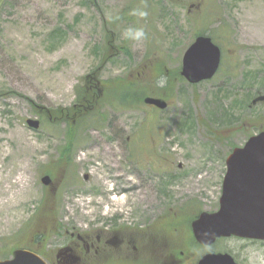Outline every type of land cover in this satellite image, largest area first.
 I'll use <instances>...</instances> for the list:
<instances>
[{
    "label": "rangeland",
    "instance_id": "1",
    "mask_svg": "<svg viewBox=\"0 0 264 264\" xmlns=\"http://www.w3.org/2000/svg\"><path fill=\"white\" fill-rule=\"evenodd\" d=\"M141 27L146 38H125L126 30ZM200 34L222 48L220 71L197 85L175 82L165 110L139 103L119 107L109 99L74 127L36 110L79 103L78 91L95 70L110 98L108 81L141 74L149 61L181 72L185 50ZM155 90L147 88L146 96H158ZM258 95L264 96V0H0V143L11 147L22 132L34 145L22 185L9 159L0 157V180L15 192L13 209L0 214V259L15 247L31 248L26 236L42 198L53 190L58 230L45 243L53 261L85 235L92 241L117 238L104 249V261L86 258L89 264H170L175 250L180 255L172 254L174 264H196L206 252L264 264V241L240 237L196 246L186 256L193 247L192 219L219 207L226 157L245 143L253 120L264 122V101L251 102ZM30 118L41 122L39 129L28 126ZM67 145L69 160L52 176L48 166ZM45 174L51 188L41 182ZM125 177L136 182L144 200L134 206L138 196L128 194L124 210L112 199L125 195ZM81 199L91 204L82 207ZM154 228L170 233L150 252L146 239Z\"/></svg>",
    "mask_w": 264,
    "mask_h": 264
},
{
    "label": "water",
    "instance_id": "2",
    "mask_svg": "<svg viewBox=\"0 0 264 264\" xmlns=\"http://www.w3.org/2000/svg\"><path fill=\"white\" fill-rule=\"evenodd\" d=\"M181 76L193 85L212 79L222 63V48L209 35L200 34L186 48L182 57ZM264 101V96L252 102ZM144 104L161 110L168 107L167 100L147 95ZM30 128L39 129L38 119L26 120ZM219 208L203 211L192 220V233L202 246H210L219 238L240 237L264 240V130L250 136L242 146L234 147L226 157ZM43 185L53 180L45 174ZM0 264H48L30 249L15 248L11 258L0 259ZM196 264H237L230 253L208 252Z\"/></svg>",
    "mask_w": 264,
    "mask_h": 264
},
{
    "label": "trees",
    "instance_id": "3",
    "mask_svg": "<svg viewBox=\"0 0 264 264\" xmlns=\"http://www.w3.org/2000/svg\"><path fill=\"white\" fill-rule=\"evenodd\" d=\"M97 73L98 70H95L86 75L84 87H82L77 94L79 103L65 109L58 108L54 110L35 105L36 110L41 114L44 113L48 119L51 118L53 121L57 119L66 120L68 122L70 121V124L74 127L76 120L84 118L87 114L97 111L98 105L102 101L105 102L111 99L114 100L119 107L122 106L125 108H132L137 103L144 104L143 99L146 97V94H148L147 88L152 86H155L156 88L155 94H159L158 96L165 100L166 98L172 96L171 93L176 85L175 82L183 80V77L178 69L169 71L165 61L152 60L141 68V74H130L125 77H119L108 81L106 84L111 88L109 95L112 98H110L104 96V83H102L99 79ZM162 78L166 79L164 87H160L158 84ZM258 97L260 96L258 95L256 98ZM258 121L259 120L255 119L251 122L252 127L251 132L248 133L249 136H252V130H264V122ZM69 148V145H67L61 153L62 156L57 159L56 163L48 166L50 167L48 172L52 176L56 175L58 169L60 170V168H65V165L69 160V156L67 155ZM56 209L57 202L52 190L46 193L42 198V203L36 210L37 213L34 219V224L30 226L32 228L25 239V241L27 240L33 243L31 248H27L35 251L37 254L39 253L50 264H53L54 261L50 255L48 256L46 254L47 251H45V243L48 237L51 234L56 233L58 230V223L56 222ZM190 235L191 238H193L191 232ZM37 243L43 245L41 249L34 245ZM196 246L200 247V245L193 238V247H187L189 250L186 252V256H190L194 252ZM175 251V255H180V251Z\"/></svg>",
    "mask_w": 264,
    "mask_h": 264
},
{
    "label": "bare ground",
    "instance_id": "4",
    "mask_svg": "<svg viewBox=\"0 0 264 264\" xmlns=\"http://www.w3.org/2000/svg\"><path fill=\"white\" fill-rule=\"evenodd\" d=\"M17 134H18L17 142L13 146L8 147L4 143H0V157L2 156L5 159H9L7 164H8V167L12 168L11 174L15 171L17 175L16 182L17 184L22 185L23 178L27 177L30 171L29 161L31 157L29 156V154H31V152L33 151L34 145H32L28 137L22 132L17 133ZM113 166L117 167L115 164H113ZM91 174L94 176L95 182L98 183V181H100V175L95 168H92ZM102 178L103 177H101V179ZM2 181L3 180H0V214L3 212L6 215H8L9 214L8 212L12 210L15 205V201H13L14 196H15V192H13L14 185L12 184V186L9 185L4 188L3 184L7 180H5L3 183ZM18 190L19 192L22 191L21 189H18ZM120 192L124 193L125 195L115 196L112 199V201L114 202L117 208H121L125 210V205L129 198L128 194H131V196H136V195L138 196L136 198V203L134 206L139 205L144 200V196H142V193L138 189L136 182H134L133 179H129V177L125 179L124 188L121 189ZM10 193H12L11 197H9ZM83 202H85L88 205L91 204V201L84 200V199H81L80 201H78V204L84 207L85 205L83 204ZM109 211L110 209L107 212ZM86 214L88 215L91 214V211H88Z\"/></svg>",
    "mask_w": 264,
    "mask_h": 264
},
{
    "label": "flooded vegetation",
    "instance_id": "5",
    "mask_svg": "<svg viewBox=\"0 0 264 264\" xmlns=\"http://www.w3.org/2000/svg\"><path fill=\"white\" fill-rule=\"evenodd\" d=\"M175 227V226H174ZM155 229V228H154ZM176 229V228H171ZM164 233H158L156 232V229L154 231H148L147 234V248L151 247V251H154L156 249L154 246L155 245H160L163 242V237L165 239V236H163L165 233L169 234L170 232L167 230H164ZM108 233H112L109 232ZM116 238V237H115ZM104 239L101 238V236H97L96 240H91L89 237L82 235V236H77L78 242L77 244H72L70 247H67L66 249L61 250L59 253L56 255V260L54 261L53 264H89L86 258H99L104 261V249L107 248L108 244H113L115 240L117 239ZM167 239V238H166ZM167 241V240H166ZM123 242V241H122ZM147 251V249H146ZM174 254V252L172 253ZM171 254V263L174 264L176 263V257ZM175 255V254H174ZM169 257V256H168ZM86 260V261H85ZM159 260L158 258H151V262ZM178 260V259H177ZM162 261V260H161ZM154 262L153 264H168L169 261H166V263L163 262ZM179 262V261H178ZM151 264V263H150Z\"/></svg>",
    "mask_w": 264,
    "mask_h": 264
},
{
    "label": "clouds",
    "instance_id": "6",
    "mask_svg": "<svg viewBox=\"0 0 264 264\" xmlns=\"http://www.w3.org/2000/svg\"><path fill=\"white\" fill-rule=\"evenodd\" d=\"M135 14L139 15L142 18L146 17L148 15V13L146 11H139L138 13H135ZM124 35H125L126 39H131V40H134V41H140V40L146 38V33H145V31H144V29L142 27L141 28H136V29L129 28L128 30H126ZM165 84H166V79L162 78L159 81V86L160 87H164Z\"/></svg>",
    "mask_w": 264,
    "mask_h": 264
}]
</instances>
